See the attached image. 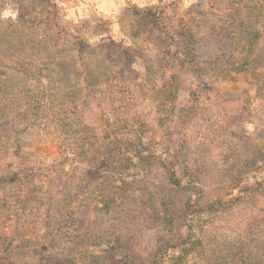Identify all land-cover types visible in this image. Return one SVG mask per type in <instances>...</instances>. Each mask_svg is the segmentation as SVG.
Listing matches in <instances>:
<instances>
[{
  "label": "rangeland",
  "instance_id": "1",
  "mask_svg": "<svg viewBox=\"0 0 264 264\" xmlns=\"http://www.w3.org/2000/svg\"><path fill=\"white\" fill-rule=\"evenodd\" d=\"M67 1L0 0V264H264V0Z\"/></svg>",
  "mask_w": 264,
  "mask_h": 264
},
{
  "label": "trees",
  "instance_id": "2",
  "mask_svg": "<svg viewBox=\"0 0 264 264\" xmlns=\"http://www.w3.org/2000/svg\"><path fill=\"white\" fill-rule=\"evenodd\" d=\"M186 16H189V15H186ZM180 20L182 21L183 19H180ZM192 21L194 22L193 24H191L190 26L184 27L183 30L181 31V36L184 37V39L190 38V39H188L189 41H187L188 44H191V43L196 44L197 41H195L194 38H196L198 35L202 34V32H198L196 30L197 28H200L201 27L200 23L197 20H195V19L194 20L192 19ZM246 29H247V31L242 30L240 32L241 34H244V35H247L248 36V40L246 41V43L245 44H241L240 41H238V42H235L234 41L231 44V52H234V53H237L239 55H242L241 58H240V60H241L240 62H241L242 65H246L247 63H249L250 54L253 53V50H254V47H255V46H252L250 44V42H251L252 39L256 38V36H257V32H254V31H259V29H257V28H256V30H254V28L252 26H250V25L247 26ZM201 30H203V28H201ZM201 30H199V31H201ZM228 39L230 41H233L231 38H228ZM188 46L190 47V45H188ZM189 50H192V49L189 48ZM188 56H190V58L194 59L193 52H190L189 51L188 52ZM181 69H182V67H181ZM74 89L75 88H72V90H74ZM19 92H20L21 95H22V92H26L27 94H29L28 93L29 90H27V89H25V90H19ZM8 93L9 92H5V94L2 96V101H0V119H2V120H4L7 117V115H8L7 113H5L6 108L8 109V107H6L5 105H3L4 104L3 103V99H4V97L8 96L7 95ZM23 97L25 99H27V96L26 95H23ZM70 97L72 98L73 96H70ZM29 105H31V104H29V103L26 104L27 107H30ZM38 107L39 106L34 105L28 111L32 112V114L37 115V114H39V108ZM49 108L51 110L53 108V105H50ZM71 124H73V123H71ZM0 130L2 132H7L8 131L5 128V123L0 124ZM102 143H104V139H103ZM111 143H113V142H111ZM111 143H109V144L111 145ZM170 173H173V172H170ZM177 182L179 184H181L179 181H177ZM64 204L65 203H63V205ZM106 205H107V203H106ZM66 210H68V209H66ZM70 213L71 212H68V214H70ZM68 219H70L71 222L64 221V229H69L72 232L79 231L78 227L75 226V222L77 221V216L76 215H69L68 216ZM111 237H112L113 240H115V238H116L115 234L114 235H111ZM119 247H121V246H119ZM110 249L111 248H108L107 250L110 251ZM116 249L120 251V249L118 247H116ZM98 253L101 254L103 252H101V251L98 250ZM136 264H139V263H136Z\"/></svg>",
  "mask_w": 264,
  "mask_h": 264
},
{
  "label": "crops",
  "instance_id": "3",
  "mask_svg": "<svg viewBox=\"0 0 264 264\" xmlns=\"http://www.w3.org/2000/svg\"><path fill=\"white\" fill-rule=\"evenodd\" d=\"M157 0H68L70 8L80 9L87 14H94L97 22L102 17H117L128 8H146L154 5ZM89 14V15H90Z\"/></svg>",
  "mask_w": 264,
  "mask_h": 264
}]
</instances>
